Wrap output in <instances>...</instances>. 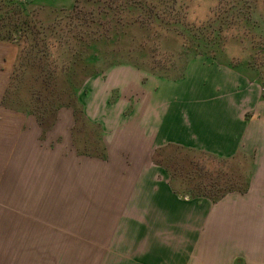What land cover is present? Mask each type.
<instances>
[{
  "label": "crops",
  "instance_id": "crops-1",
  "mask_svg": "<svg viewBox=\"0 0 264 264\" xmlns=\"http://www.w3.org/2000/svg\"><path fill=\"white\" fill-rule=\"evenodd\" d=\"M57 1L66 7L65 0ZM17 52L13 44L0 42L7 74ZM102 76L90 80L100 83ZM174 83L187 84L186 90L173 92L169 85H162L158 93L148 89L149 106L134 112V142L129 145L142 152L138 160L149 169L136 163L133 173L138 174H131L128 185L88 189V256L97 258L94 264H236L238 259L243 264H264L263 90L203 56ZM181 94V105L173 106L174 95ZM79 98L87 109L82 91ZM169 144L233 159L234 164L249 161L248 190L230 192L217 202L183 198L174 191L170 173L153 162L155 151ZM22 151L23 165L28 146ZM109 257L116 261L110 263Z\"/></svg>",
  "mask_w": 264,
  "mask_h": 264
},
{
  "label": "rangeland",
  "instance_id": "rangeland-1",
  "mask_svg": "<svg viewBox=\"0 0 264 264\" xmlns=\"http://www.w3.org/2000/svg\"><path fill=\"white\" fill-rule=\"evenodd\" d=\"M40 1L43 3H32L31 0L25 3L36 5L39 18L45 20L55 16L51 10L72 9L76 3V0H73L74 4L65 0V7L57 0ZM177 1L183 6L182 12L186 14L188 23L196 27L223 17L225 22L221 31L225 51L222 57L238 67L246 61L258 66L262 73L247 71L263 82V86L259 85L264 95V0ZM254 5L256 12H253ZM251 15L253 19L246 21ZM6 22L11 24L10 20ZM12 38L15 39L13 42L6 43L17 47V61L20 51L30 44L26 35H13ZM159 54L165 58L163 53ZM6 68L0 58V94L5 86L7 89L14 66L10 74ZM112 68L101 73L100 83L90 78L81 90L87 109L80 99L85 116V121L79 125L80 135L78 132L75 134L76 121L72 109L62 108L55 125L43 134L34 116L4 108L2 99L5 92L0 96V264H94L97 260L88 256V226L85 225L88 189L101 185H128L127 181L137 168L136 163L142 170L149 169V165L143 167L145 163L138 160L142 152L129 145L134 142V112L149 106L148 89L153 88L158 93L164 87L162 85H169L168 90L172 88L173 92H180L182 88L186 90L187 85L175 84L176 81L129 65ZM182 95H174L176 98L171 100L173 106L181 105L179 99ZM99 141L107 150V160L81 154L78 150L80 148L82 152L86 148L90 151L89 147ZM27 146L28 158L22 165V148ZM97 147V153H102L101 147ZM170 152L173 158L189 157V161L205 164L201 175L220 171L227 175L229 167H235L234 162L229 166V163L220 164L184 151L179 153L172 149ZM235 168L243 173L242 177H246L245 172L250 175L249 161L238 162ZM136 173L138 171L133 175ZM198 180L208 183L207 179L199 177ZM175 184L178 185L177 182ZM108 261L114 263L116 259L109 257ZM240 261L238 259L236 263Z\"/></svg>",
  "mask_w": 264,
  "mask_h": 264
},
{
  "label": "trees",
  "instance_id": "trees-1",
  "mask_svg": "<svg viewBox=\"0 0 264 264\" xmlns=\"http://www.w3.org/2000/svg\"><path fill=\"white\" fill-rule=\"evenodd\" d=\"M182 7L177 0H76L72 9L51 10L55 16L45 20L39 18L36 5L0 0V42H13V35H26L30 44L18 55L2 99L3 107L34 116L43 134L55 125L62 108L72 109L77 134L79 125L85 121L79 92L90 78L114 66L129 65L163 79L179 81L186 77L189 64L199 56L263 86L259 78H253L247 71L262 73L252 61L238 67L222 57L223 17L196 27L188 23ZM15 18L17 21H13ZM252 19L251 15L245 20ZM260 35L263 36L262 32ZM99 142L89 147L90 151L78 150L107 160V150ZM97 145L102 153H97ZM172 149L229 166L234 160L173 144L158 148L154 162L170 173L174 191L183 198H208L217 202L230 192L248 190L249 174L242 177L243 173L235 168L237 164L234 169L229 167L227 175L220 171L205 176L201 175L205 164L189 161V157L173 158ZM199 177L208 183H200Z\"/></svg>",
  "mask_w": 264,
  "mask_h": 264
}]
</instances>
